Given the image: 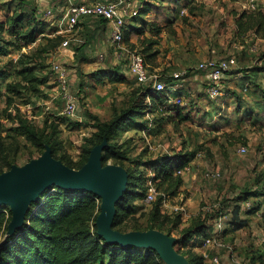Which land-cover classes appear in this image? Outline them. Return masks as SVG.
<instances>
[{"label": "rangeland", "instance_id": "obj_1", "mask_svg": "<svg viewBox=\"0 0 264 264\" xmlns=\"http://www.w3.org/2000/svg\"><path fill=\"white\" fill-rule=\"evenodd\" d=\"M57 3L0 0V24L6 26L0 42L4 48L0 52V117L4 136L9 137L5 146L14 161L12 167L22 168L50 148L40 150L19 135L14 130L19 127L18 119L58 143L57 156L77 168L85 149L92 152L97 146L90 140L101 133L99 126L135 111L132 119L116 124V135L101 143L115 145L124 157L119 161L110 158L107 165L130 168L141 181L140 187L156 189V201L164 192L159 180L152 181L158 172L156 165L185 162L186 168L181 172L183 185L160 207L158 220L153 214L156 201L149 204L145 199L130 201L134 213L125 222L143 229L152 223L162 225L160 230H150L168 237L174 250L189 263V258L204 253L221 262V253L228 255L223 260L227 264H264V195L260 194L264 193V38L254 32L239 35L236 25L244 11L264 13V0H132L121 45L112 43L103 21L88 20L71 28L67 11L57 9ZM149 5L152 10L144 14ZM22 15L24 22L15 26L18 33L11 34V23ZM29 23L32 26L28 27ZM33 27V41L19 37ZM146 39L155 42L146 53H154V57L146 58ZM122 48L140 52L150 75L166 82L167 91L156 92L160 100L148 96L155 93L153 85L137 83L127 61L120 57ZM233 56L238 64L224 83V95L211 99L199 64ZM56 63L69 73V95L78 102L74 115L65 111L53 70ZM28 66H34L33 83L22 82L18 75ZM180 72L187 73L175 79ZM11 83L17 93L6 90ZM144 87L150 92H144ZM4 157L0 152V165L6 161ZM8 171L4 169V173ZM259 205L261 209L251 214L250 208ZM237 206L242 207L240 217L246 224L236 231L231 220ZM0 207L7 215L0 223L1 245L15 232L13 213L7 224L11 206ZM219 218L224 230L217 235L213 225ZM202 225L209 227L208 239L196 236L203 232ZM129 230L127 233L150 231Z\"/></svg>", "mask_w": 264, "mask_h": 264}, {"label": "trees", "instance_id": "obj_2", "mask_svg": "<svg viewBox=\"0 0 264 264\" xmlns=\"http://www.w3.org/2000/svg\"><path fill=\"white\" fill-rule=\"evenodd\" d=\"M174 1L178 2V0ZM149 6L143 9L144 14L152 10V5ZM14 19H16V22L11 23L8 29L11 34L18 33V30L15 29L17 22L19 24L24 22L23 15ZM236 25L239 35L244 36L254 32L264 38L263 12L244 11L238 15ZM30 26H32L31 23L28 24V27ZM5 27L4 23L0 24V42L4 40L1 35L6 31ZM19 37L25 42L33 41L35 37L34 27L32 31L19 35ZM154 44L155 42L152 39H146L143 49L144 53H148ZM2 51H4V48L0 45V52ZM154 56V53L146 54V58ZM146 61L145 59V63ZM1 74L2 72L0 71V76ZM18 75L21 77L22 82L33 83L36 80L34 77V66L23 67L19 70ZM144 88V92H150V88ZM6 90L10 93H17L13 83L8 84ZM158 93L162 94L164 92ZM158 93H148V96H152V98L154 96L156 100H160L158 99ZM134 112L129 110L121 115L119 121L99 126L101 133L96 135V140H90V142H94L93 147L101 144L104 140H110L116 135V124L120 121L126 122L132 119L135 116ZM177 114L181 115L180 109H177ZM18 122L19 127L14 130L19 132V135L33 141L40 150L44 151L46 146H50L54 158L61 160L70 168H76L73 162L67 161L63 156H57L58 143H52L50 139L39 134L24 119H18ZM5 132L6 130L0 117V152L3 153L6 160L0 165V174L4 173V169L10 170L14 165V161L9 159L6 150L5 141L9 137L4 136ZM90 153L91 149L86 148L83 159L76 169H81L88 162ZM110 158L119 161L120 158L124 157L115 145H108L105 148V156L103 158L104 166L107 165ZM176 162L179 163L180 159ZM171 164V161H169L162 165L157 164L155 167L158 172H156L152 181L159 180L160 187L164 189V192L161 193L159 199L154 203L153 214L156 220L161 217L160 207L163 198L176 195L184 183L181 172L186 168V163L181 162L177 166ZM127 171L128 185L124 197L117 204V215L113 224L114 229L122 233H127L128 228L131 229L129 231L160 230L159 227H162V225L157 226L155 223L143 229L141 225L129 226L125 222L126 218L134 213L133 205L130 204V201H144L150 187L145 189L140 187L138 184L141 181L134 175L133 171L130 168ZM260 194L264 195V193ZM248 200V198L245 199V202H248ZM101 202L100 197L88 191H70L58 186L49 188L37 202L31 205L23 227L0 245V264H165L155 250L139 247L125 248L119 244L108 243L104 238L100 237L96 222L101 213ZM260 206L257 209H254L255 207L250 208L251 214L259 211L261 209ZM136 208V210L142 209V207ZM241 209V206H237L233 210V219L231 221L236 231L243 228L246 224L245 221L241 220ZM8 213L7 224L12 220V210L8 209ZM6 216L0 207V223L5 221ZM208 228L205 225L202 228L203 232L196 236L208 239ZM190 238L187 237L188 240L192 239ZM189 259L190 264H205L206 261L203 255H196Z\"/></svg>", "mask_w": 264, "mask_h": 264}, {"label": "water", "instance_id": "obj_3", "mask_svg": "<svg viewBox=\"0 0 264 264\" xmlns=\"http://www.w3.org/2000/svg\"><path fill=\"white\" fill-rule=\"evenodd\" d=\"M106 146V142L97 145L79 170L54 158L49 148L42 157L24 167L14 166L0 174V206H11L12 231L16 232L24 225L31 205L49 188L58 186L70 191H88L101 198V213L96 225L99 236L108 243L155 250L165 264H190L174 250L172 241L156 230L122 233L114 229L117 204L128 185V171L117 165L104 166L102 152Z\"/></svg>", "mask_w": 264, "mask_h": 264}, {"label": "built area", "instance_id": "obj_4", "mask_svg": "<svg viewBox=\"0 0 264 264\" xmlns=\"http://www.w3.org/2000/svg\"><path fill=\"white\" fill-rule=\"evenodd\" d=\"M132 0H96L94 2L75 3L68 7V25L73 28L80 23L88 20L105 21L110 29V39L112 43L121 45L124 42L126 32V19L132 14ZM67 46V43H64ZM120 57L127 61L129 70L135 77L138 84L142 86L153 85L155 92H166L168 87L164 80L154 78L150 75L143 55L138 51L122 48ZM103 58V57H102ZM236 57L224 59H210L199 64L198 68L203 72L206 92L211 99H218L224 95V83L230 80V72L237 66ZM53 70L62 89L63 99L65 100V111L67 114L74 115L78 109V102L69 95V73L66 68L56 63ZM176 73L175 79H180L186 75ZM248 87L245 89L247 91ZM246 151L245 147L240 149ZM219 176V174H217ZM157 191L150 186L147 192L146 202L151 204L156 201ZM168 197H164L161 206H166ZM184 210V208H181ZM215 233L218 235L224 230L222 218L215 220L213 225Z\"/></svg>", "mask_w": 264, "mask_h": 264}, {"label": "crops", "instance_id": "obj_5", "mask_svg": "<svg viewBox=\"0 0 264 264\" xmlns=\"http://www.w3.org/2000/svg\"><path fill=\"white\" fill-rule=\"evenodd\" d=\"M55 1H57L58 3H57V9H60V10H68V7H69V5H70V3H84V2H87V3H90V2H94V1H96V0H55ZM105 25H106V23H105ZM107 26V25H106ZM241 74V76H243L242 74L243 73H240ZM240 76V75H239ZM219 255H221L220 257H221V259H225V260H227L228 259V255H226V254H219ZM203 256L205 257V258H208L206 261H205V264H222L221 262H223V264H227V262L226 261H223V260H221V262L218 260V257H214L213 256V258L212 257H210L211 255L209 254H206V253H204L203 254ZM212 258V259H211Z\"/></svg>", "mask_w": 264, "mask_h": 264}]
</instances>
